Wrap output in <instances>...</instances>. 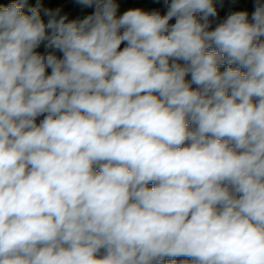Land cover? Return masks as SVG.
I'll list each match as a JSON object with an SVG mask.
<instances>
[{
    "label": "clouds",
    "instance_id": "9594fccd",
    "mask_svg": "<svg viewBox=\"0 0 264 264\" xmlns=\"http://www.w3.org/2000/svg\"><path fill=\"white\" fill-rule=\"evenodd\" d=\"M26 2L0 6V264H264V0L214 28L224 0Z\"/></svg>",
    "mask_w": 264,
    "mask_h": 264
},
{
    "label": "rangeland",
    "instance_id": "374dc122",
    "mask_svg": "<svg viewBox=\"0 0 264 264\" xmlns=\"http://www.w3.org/2000/svg\"><path fill=\"white\" fill-rule=\"evenodd\" d=\"M4 2L5 0H0V6H2ZM135 3L136 8H141L144 11L150 12L153 10H158L159 12H161V0L160 2H157V0H135ZM32 7L39 8L40 15L42 19L45 20V22H47L48 19V17L44 16L45 9L54 11L59 8L60 14L67 15L69 20L79 21L90 15L89 9L79 5L76 0H34L29 5L24 7L23 11L25 12V14H30L28 12V9ZM217 8L218 17L226 16L233 11H247L250 17L251 13L254 11V0H235V3H232V0H224V7L220 8L219 5H217ZM123 46L124 45L122 44L121 47ZM37 51L43 54L45 51L43 45L39 49H37ZM42 118L43 117L38 118V122L39 119Z\"/></svg>",
    "mask_w": 264,
    "mask_h": 264
},
{
    "label": "trees",
    "instance_id": "16d2710c",
    "mask_svg": "<svg viewBox=\"0 0 264 264\" xmlns=\"http://www.w3.org/2000/svg\"><path fill=\"white\" fill-rule=\"evenodd\" d=\"M34 0H27L25 6L29 5L31 2H33ZM13 0H5V2L3 3L2 6H5L7 5L8 3H12ZM114 2L116 4H118V10H117V16L119 17L120 15H122L125 11L131 9V8H136L135 7V0H114ZM89 9V13L90 15L95 11V5H93V7H90L88 8ZM162 15L166 13V9L165 7L163 6V0H161V12H160ZM170 23H174V20L173 21H170ZM123 31V30H121ZM58 56H60L61 54L60 53H56ZM221 70H223V68H221ZM190 78V77H189ZM153 186L152 184H149V187ZM177 261L179 262V260H182V259H187L185 257H177L176 258Z\"/></svg>",
    "mask_w": 264,
    "mask_h": 264
},
{
    "label": "crops",
    "instance_id": "0c3cea01",
    "mask_svg": "<svg viewBox=\"0 0 264 264\" xmlns=\"http://www.w3.org/2000/svg\"><path fill=\"white\" fill-rule=\"evenodd\" d=\"M227 16V15H226ZM226 16L218 17L215 20L212 21V28H214L219 22L223 21V19L226 18ZM211 19V18H210Z\"/></svg>",
    "mask_w": 264,
    "mask_h": 264
}]
</instances>
